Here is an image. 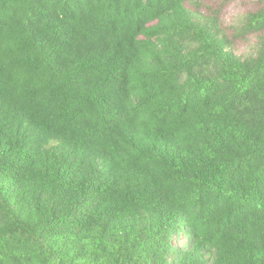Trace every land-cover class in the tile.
<instances>
[{
  "label": "trees",
  "instance_id": "16d2710c",
  "mask_svg": "<svg viewBox=\"0 0 264 264\" xmlns=\"http://www.w3.org/2000/svg\"><path fill=\"white\" fill-rule=\"evenodd\" d=\"M201 8L0 0V264H264V36Z\"/></svg>",
  "mask_w": 264,
  "mask_h": 264
},
{
  "label": "rangeland",
  "instance_id": "374dc122",
  "mask_svg": "<svg viewBox=\"0 0 264 264\" xmlns=\"http://www.w3.org/2000/svg\"><path fill=\"white\" fill-rule=\"evenodd\" d=\"M201 10L204 13L215 11L218 13L221 26L226 34L233 40V50L239 55H246L256 48L259 36L264 33L249 34L242 38H235L234 27L246 14L264 8L262 0H200ZM184 243V240L180 241Z\"/></svg>",
  "mask_w": 264,
  "mask_h": 264
}]
</instances>
